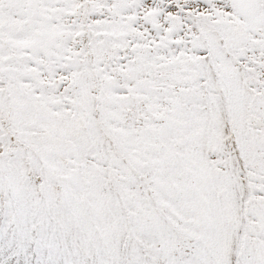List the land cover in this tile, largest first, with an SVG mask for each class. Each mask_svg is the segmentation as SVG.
Segmentation results:
<instances>
[{
    "label": "snow or ice",
    "instance_id": "6c2138e0",
    "mask_svg": "<svg viewBox=\"0 0 264 264\" xmlns=\"http://www.w3.org/2000/svg\"><path fill=\"white\" fill-rule=\"evenodd\" d=\"M0 264H264V0H0Z\"/></svg>",
    "mask_w": 264,
    "mask_h": 264
}]
</instances>
